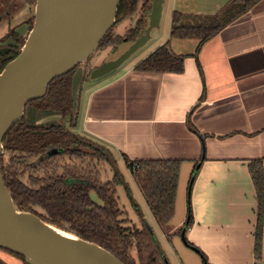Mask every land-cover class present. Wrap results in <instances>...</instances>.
Returning a JSON list of instances; mask_svg holds the SVG:
<instances>
[{"label":"crops","instance_id":"0c3cea01","mask_svg":"<svg viewBox=\"0 0 264 264\" xmlns=\"http://www.w3.org/2000/svg\"><path fill=\"white\" fill-rule=\"evenodd\" d=\"M230 1L164 3L171 13H193L188 11L199 6L200 16H213ZM168 37L169 32L157 47ZM168 46L183 57L182 72L123 65L92 82L82 103L78 98L72 131L119 157L180 161L186 204L170 234L181 229L189 203L184 238L209 264H255L256 196L248 166L259 162L264 171V0L197 51L196 39H171ZM0 264L24 263L0 250ZM259 264H264V222Z\"/></svg>","mask_w":264,"mask_h":264},{"label":"trees","instance_id":"16d2710c","mask_svg":"<svg viewBox=\"0 0 264 264\" xmlns=\"http://www.w3.org/2000/svg\"><path fill=\"white\" fill-rule=\"evenodd\" d=\"M9 1L11 0H0V6ZM258 1L260 0H231L219 14L213 16L173 11L169 38L196 39L197 51L201 44L247 12ZM26 2L35 4V0ZM137 3L138 0H120L114 27L134 14ZM143 8V20H138L135 27L120 38L110 40L111 34L107 33L99 49L106 47L108 41L113 48L121 43L134 42L140 37L145 28L144 20L150 13V0ZM168 45L167 41L157 47L138 62L134 69L143 72H182L183 57L170 54ZM17 55L18 53L11 57H0V72ZM73 73L71 71L53 80L46 95L26 106L23 118L11 127L3 139L4 151L0 157V167L13 204L18 210L32 212L57 228L101 246L123 264H169L160 243L142 218L114 153L72 131L77 121L71 101ZM27 107L31 108V112L33 110L29 119L26 114ZM57 114L63 120L66 119L68 127L61 124H36L39 116ZM188 127L195 132L189 122ZM120 159L156 225L162 232H166L175 213L181 162L130 160L125 155H120ZM100 164L109 168L112 173L110 180H102V173L105 171L100 170ZM248 171L256 196L253 256L255 264H259L264 222V171L259 162H251ZM192 179L193 175L190 182ZM119 187L136 209L139 226L125 225L117 197ZM92 194L97 201L92 199ZM190 224L188 203L186 219L181 229L174 234H167V239L172 235L181 237ZM182 241L200 257L202 264H209L198 248L184 237ZM14 256L24 263L21 257Z\"/></svg>","mask_w":264,"mask_h":264},{"label":"water","instance_id":"95a60500","mask_svg":"<svg viewBox=\"0 0 264 264\" xmlns=\"http://www.w3.org/2000/svg\"><path fill=\"white\" fill-rule=\"evenodd\" d=\"M119 2L35 0L33 24L24 28L25 42L0 72V157L5 135L23 118L26 106L42 99L53 80L71 71L72 111L76 116L84 66L114 27ZM163 4L164 0H151L143 34L134 42L114 46L115 51L122 45L124 49L116 59L89 73L92 82L118 70L149 41L151 31L159 26ZM13 46L12 40L0 43V55H6ZM0 250L21 257L25 264H123L101 246L57 228L32 212L18 210L4 184L1 167Z\"/></svg>","mask_w":264,"mask_h":264},{"label":"rangeland","instance_id":"374dc122","mask_svg":"<svg viewBox=\"0 0 264 264\" xmlns=\"http://www.w3.org/2000/svg\"><path fill=\"white\" fill-rule=\"evenodd\" d=\"M147 2L148 0H138L137 8L134 14L131 15L129 18L123 20V22L118 23L115 27H113L110 30V34H111L110 40H114L117 37L120 38L126 31H128L129 29L135 26V22L141 17L142 14L141 9L143 8L144 5L147 4ZM29 5L33 6V4L31 3H29ZM201 10H202L201 7L197 6V8L194 9V11H188L193 13H188V14L199 15L202 14ZM30 11H32V7L30 9L26 0H12L10 3L0 7V36L4 34L6 28L10 26L9 24H11V26H16V27L19 24H21V22L29 16V14L31 13ZM215 12L217 13V11ZM170 18H171V11L169 8H167L166 4L164 3L162 7L159 26L151 31L149 41L137 52H135L123 64L124 66L140 62L156 49L157 45L160 43V40L168 36V32L170 30ZM167 41L170 42L171 44V39L169 37ZM123 49L124 46L122 45L118 47L117 50L115 51V49H113L112 46H109V41H108L106 47L98 49L92 56L89 57V59L86 61V65L84 66V77L80 87V96H79L80 100L78 99L80 103H82V101L85 99L87 95L86 92L93 87V83L89 78V73L93 71L95 68L101 66L103 63L116 59ZM42 103L45 102L43 101ZM30 113H33V110L31 112V108L27 107L26 110L27 119H29ZM38 114L40 113L38 112ZM39 117H37L36 120V124L38 125L49 126V125L61 124L65 127H68L66 119L63 120V118H61L59 114L50 115V116L44 115ZM115 157L118 161L120 171L124 176V180L128 183L132 191V195L134 197L136 205L140 210L142 218L150 226L156 239L160 243L169 264H202L200 257L185 246L181 237H179L178 235H172L167 239L166 236L168 233L170 234L172 232V229L170 228L176 225L178 221L184 217V209L186 204L185 197L182 193V183L184 181V177L181 178V176H179L176 203H175V213L174 216L172 217V220L169 223L170 228L167 229L166 232H162L156 225L141 195L139 194L132 180L130 179V176L127 170L125 169V167L123 166V162L121 161L120 157L116 154ZM99 167L100 170L105 171V173H102V180L103 181L110 180L112 177V173L110 172L107 165L100 164ZM117 197H118L120 210L123 213L122 218L125 220V225L139 226L140 224L139 216L137 215L136 209L133 207L132 203L127 198L125 192L120 187L117 188ZM92 199L97 201L94 194H92ZM36 211L39 212V210ZM185 219L186 217L184 218V220Z\"/></svg>","mask_w":264,"mask_h":264},{"label":"flooded vegetation","instance_id":"af4514ba","mask_svg":"<svg viewBox=\"0 0 264 264\" xmlns=\"http://www.w3.org/2000/svg\"><path fill=\"white\" fill-rule=\"evenodd\" d=\"M27 3H28V6L30 7V9L32 7V11H30L31 13L29 14V16L25 20H23L21 22V24H19L17 27L11 26V24H9L10 26L8 28H6V31L4 32V34L0 36V43L7 42L8 40H12L14 43V46L10 48L9 52L6 55H0V57H11L15 53H19V47H21L24 44L25 39H26V37H25L26 31L24 28L26 26H28V27L30 26V28H31L33 21H34V8H35V4H33V6H30L29 2H27ZM150 6H151V0H150ZM143 10H144V8L141 9L142 14L138 20L144 19L145 14H144ZM136 22H135V24H136Z\"/></svg>","mask_w":264,"mask_h":264}]
</instances>
